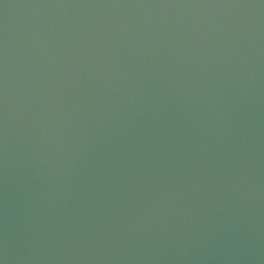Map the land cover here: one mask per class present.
<instances>
[{"label": "water", "instance_id": "1", "mask_svg": "<svg viewBox=\"0 0 264 264\" xmlns=\"http://www.w3.org/2000/svg\"><path fill=\"white\" fill-rule=\"evenodd\" d=\"M0 264H264V0H0Z\"/></svg>", "mask_w": 264, "mask_h": 264}]
</instances>
